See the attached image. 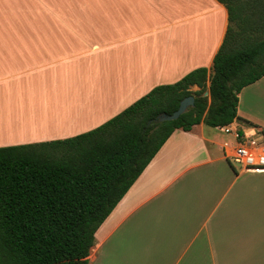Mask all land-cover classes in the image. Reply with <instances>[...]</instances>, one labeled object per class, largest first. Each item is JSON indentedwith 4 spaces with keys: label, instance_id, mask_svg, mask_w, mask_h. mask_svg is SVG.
Masks as SVG:
<instances>
[{
    "label": "crops",
    "instance_id": "1",
    "mask_svg": "<svg viewBox=\"0 0 264 264\" xmlns=\"http://www.w3.org/2000/svg\"><path fill=\"white\" fill-rule=\"evenodd\" d=\"M227 23L218 0H0V146L87 131L210 68ZM237 115L234 127L264 124V75ZM226 139L203 122L174 129L95 230L88 264H264V170L229 163Z\"/></svg>",
    "mask_w": 264,
    "mask_h": 264
},
{
    "label": "trees",
    "instance_id": "2",
    "mask_svg": "<svg viewBox=\"0 0 264 264\" xmlns=\"http://www.w3.org/2000/svg\"><path fill=\"white\" fill-rule=\"evenodd\" d=\"M218 1L228 23L210 68L155 85L87 131L0 146V264H88L95 230L174 129L240 118L239 91L264 75V0ZM190 94L177 118L155 120Z\"/></svg>",
    "mask_w": 264,
    "mask_h": 264
},
{
    "label": "built area",
    "instance_id": "3",
    "mask_svg": "<svg viewBox=\"0 0 264 264\" xmlns=\"http://www.w3.org/2000/svg\"><path fill=\"white\" fill-rule=\"evenodd\" d=\"M216 129L229 139L223 142L227 161L237 163L248 170H264V124L246 123V127H234L231 122Z\"/></svg>",
    "mask_w": 264,
    "mask_h": 264
},
{
    "label": "water",
    "instance_id": "4",
    "mask_svg": "<svg viewBox=\"0 0 264 264\" xmlns=\"http://www.w3.org/2000/svg\"><path fill=\"white\" fill-rule=\"evenodd\" d=\"M195 86L192 87V89ZM196 88V87H195ZM204 94H207V91L204 92ZM194 102V97L192 94L185 96L180 102L178 107L172 112V113H165L162 112L160 114H158L155 118V120L157 121H162V120H171V119H175L179 116L180 113H182L183 111L186 110V108L190 105H192Z\"/></svg>",
    "mask_w": 264,
    "mask_h": 264
},
{
    "label": "rangeland",
    "instance_id": "5",
    "mask_svg": "<svg viewBox=\"0 0 264 264\" xmlns=\"http://www.w3.org/2000/svg\"><path fill=\"white\" fill-rule=\"evenodd\" d=\"M230 25H231L232 27H234V28H235V24H233V23H230ZM192 87H193V86H192ZM192 87H191V89H192ZM195 87H196V86H195ZM195 87H194L193 89H196V88H197V87H196V88H195ZM234 164H235L236 166H240V165H239V164H237V163H234Z\"/></svg>",
    "mask_w": 264,
    "mask_h": 264
}]
</instances>
